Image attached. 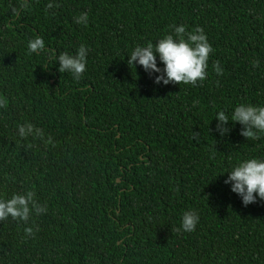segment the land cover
<instances>
[{"label":"trees","instance_id":"1","mask_svg":"<svg viewBox=\"0 0 264 264\" xmlns=\"http://www.w3.org/2000/svg\"><path fill=\"white\" fill-rule=\"evenodd\" d=\"M48 2L0 0V197L31 189L47 206L27 224L0 221V264H264V201L244 206L224 183L234 164L264 156V134L246 139L229 121L221 137L214 118L264 105V0ZM81 12L87 25L73 20ZM179 24L202 27L213 47L204 81L158 85L129 69L136 44ZM37 36L46 51L30 54ZM81 44L76 81L49 57ZM25 121L52 143L17 137ZM189 209L200 221L178 232Z\"/></svg>","mask_w":264,"mask_h":264},{"label":"clouds","instance_id":"2","mask_svg":"<svg viewBox=\"0 0 264 264\" xmlns=\"http://www.w3.org/2000/svg\"><path fill=\"white\" fill-rule=\"evenodd\" d=\"M30 0H22L21 7L27 8ZM58 5L52 0L45 5L46 9H53ZM88 13L81 12L73 17L78 25H87ZM172 31L153 42L136 44L127 55V65L134 68L139 65L153 80L154 84H191L202 82L207 78L209 54L213 47L209 43L204 29L196 26L187 30L186 25H171ZM27 51L39 55L46 51L42 37H34L27 41ZM89 49L81 44L75 54L61 52L49 57L60 73H69L79 81L86 71ZM259 60L252 61V67L259 66ZM213 70L217 76L223 75V68L219 61L213 63ZM6 106L4 98L0 97V108ZM215 131L221 136L229 133V121L241 125L240 134L246 139L257 140L264 134V105L249 102L238 103L230 114L219 110L215 114ZM16 136L21 140L31 137L33 140H44L45 144L52 143L51 136L45 139L44 130L30 121L16 124ZM31 147V144H29ZM227 172L224 183L235 193L244 206L264 201V156H252L240 160ZM224 173V172H223ZM221 173V174H223ZM47 211L46 205H41L35 199V192L25 189L14 192L10 196L0 197V221L11 218L17 222L27 224L33 215H40ZM200 221L198 211L186 210L180 217L178 232L191 233L195 231ZM25 232L33 234V228L27 227Z\"/></svg>","mask_w":264,"mask_h":264},{"label":"water","instance_id":"3","mask_svg":"<svg viewBox=\"0 0 264 264\" xmlns=\"http://www.w3.org/2000/svg\"><path fill=\"white\" fill-rule=\"evenodd\" d=\"M117 180H119V179H117Z\"/></svg>","mask_w":264,"mask_h":264}]
</instances>
